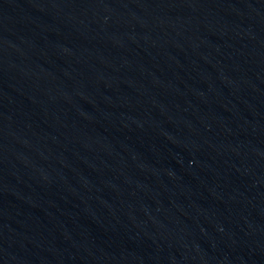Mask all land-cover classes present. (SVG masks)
I'll list each match as a JSON object with an SVG mask.
<instances>
[{
	"label": "water",
	"instance_id": "95a60500",
	"mask_svg": "<svg viewBox=\"0 0 264 264\" xmlns=\"http://www.w3.org/2000/svg\"><path fill=\"white\" fill-rule=\"evenodd\" d=\"M0 264H264V0H0Z\"/></svg>",
	"mask_w": 264,
	"mask_h": 264
}]
</instances>
